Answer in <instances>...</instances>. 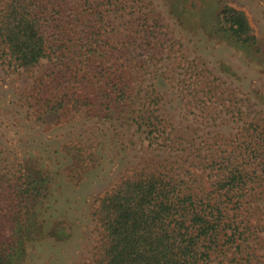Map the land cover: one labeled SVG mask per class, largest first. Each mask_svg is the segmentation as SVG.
<instances>
[{
	"label": "rangeland",
	"instance_id": "374dc122",
	"mask_svg": "<svg viewBox=\"0 0 264 264\" xmlns=\"http://www.w3.org/2000/svg\"><path fill=\"white\" fill-rule=\"evenodd\" d=\"M122 2V17L108 11L104 27L117 64L128 67L132 92L120 107L52 110L82 73L69 54L27 70L0 59V179L34 181L27 210L44 227L19 264H99L104 231L98 206L122 181L170 169L188 180L192 159L218 146L233 149L251 122L264 150V0ZM227 7L247 19L242 38L219 27ZM72 43L64 41L58 51L68 53ZM155 108L158 132L131 121ZM198 180L195 175L188 184ZM261 193L244 210L226 204L228 215L247 222L246 233L232 236L225 229L205 264H264Z\"/></svg>",
	"mask_w": 264,
	"mask_h": 264
},
{
	"label": "trees",
	"instance_id": "16d2710c",
	"mask_svg": "<svg viewBox=\"0 0 264 264\" xmlns=\"http://www.w3.org/2000/svg\"><path fill=\"white\" fill-rule=\"evenodd\" d=\"M122 1L2 0L0 59L27 70L46 57L61 62L69 54L79 64L76 72L82 73L74 76L75 90L60 97L52 110L120 107L132 92L128 67L117 64L118 52L104 27L108 11L122 17ZM219 16V27L229 36L246 35L242 12L227 7ZM69 40L74 43L65 46L68 53L58 51ZM157 110L131 121L138 129L145 124L158 132ZM257 128L252 122L245 126L244 139L233 149L218 146L198 161L192 159V173H184L188 180L179 169L141 173L101 199L97 212L104 240L99 264H205L225 229L232 236L246 233L247 222L241 225L224 210L227 203L244 210L246 201L264 193V150L254 139ZM250 162H256L252 169ZM195 175L200 180L189 185ZM33 182L21 176L0 179V264H19L28 241L44 232L35 213L27 210Z\"/></svg>",
	"mask_w": 264,
	"mask_h": 264
}]
</instances>
